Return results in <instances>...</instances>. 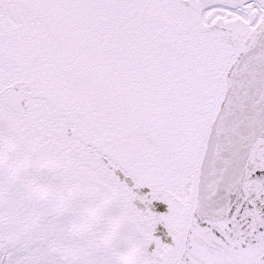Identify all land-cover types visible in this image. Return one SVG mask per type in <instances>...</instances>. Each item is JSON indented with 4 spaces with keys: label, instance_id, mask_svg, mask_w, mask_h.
Masks as SVG:
<instances>
[{
    "label": "snow or ice",
    "instance_id": "obj_1",
    "mask_svg": "<svg viewBox=\"0 0 264 264\" xmlns=\"http://www.w3.org/2000/svg\"><path fill=\"white\" fill-rule=\"evenodd\" d=\"M0 264H264V0H0Z\"/></svg>",
    "mask_w": 264,
    "mask_h": 264
}]
</instances>
